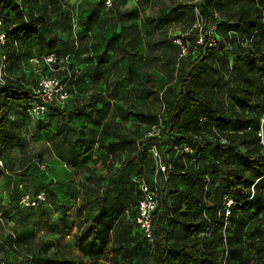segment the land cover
<instances>
[{
    "label": "trees",
    "instance_id": "trees-1",
    "mask_svg": "<svg viewBox=\"0 0 264 264\" xmlns=\"http://www.w3.org/2000/svg\"><path fill=\"white\" fill-rule=\"evenodd\" d=\"M125 1L126 0H112V5L107 8L101 1L95 0V2L91 4L93 6L90 11H88L85 19V25L88 26L89 30H91L95 22H97L95 25L98 32H100V43L103 47L100 53L94 58V63L91 65V73H88V67L85 68V71L88 73L87 75L91 81L97 82L100 80L105 87H107L108 93L111 95H116L118 92V89H116L114 85L118 82L129 80L132 64L139 55V42L142 39L152 38V35L157 33V31L160 32V35L166 37L168 25L174 20L168 13L158 14L157 17L144 16V14L139 17V11L136 7L132 9H123L122 11L119 7L123 5ZM197 1L200 2L201 0ZM208 2L209 4H213V11L206 6ZM208 2H204V4L208 11L206 16H208L207 18H209V21L206 22L203 28L204 36L202 42L199 44V49L204 54H199L193 60H191V56L188 55L185 58V60L188 59V61L184 65H179L180 62L177 63V67L175 68L179 75L176 77V81L180 86L177 97L179 98L180 95L185 94L187 101L191 103L188 109L190 118L186 117V122L183 123L185 129H181L182 131H178V133L172 135L170 133L171 127L165 126L161 135H152L151 137L143 136L139 140L128 135L115 133L116 140L112 143L111 147L115 146L121 150V148L123 149L128 145L129 154L120 161L118 166H114L115 164L112 158L110 159L111 161L109 160L107 162L106 155L102 154L100 172H98L96 166H88L86 164L87 158L85 154L87 153L86 149L83 147L82 140H80L78 150H75L72 145L68 148V152L72 154V156L68 161L63 162V165L66 166L68 163L71 164L72 167L80 165L81 170L87 174L82 184L83 198L91 208H94V213L90 211L87 213V216L85 215L88 224L82 228L78 226L77 232L72 235V245L75 246L79 252L88 256L89 264H97L100 255L104 252L103 250L108 246L109 240L107 234L110 229L114 235L112 251L115 252L113 258L109 260L112 264H143L140 262V259L145 256L146 253L150 252H153V264H221L222 261L220 257L223 251V243L225 248H227V256L223 264H264V228L260 229L254 226L252 229L246 228L243 231L249 242L254 243L257 241L256 247L235 246L232 241L233 237L228 232L229 226H231L232 223L236 225L237 231L242 227V219L235 221L232 217L234 209L244 210L248 208V210H254V213L264 211V207L261 204L263 194L261 188L258 187V183L254 185L255 190H253L252 194L251 190L248 189V185H242V182L246 181L245 171L249 168L247 166H250L252 170L251 177L248 179L249 185H253L255 180L259 181L261 177H264V153H261L259 149L262 144L259 143L261 136L258 134L260 130L263 132L264 141V125L262 127L256 125L253 131H248V128H250L249 120L252 119L253 114L264 110V50H262L260 42L256 40L249 47L240 46L236 52L237 54L243 53L248 57L245 62V69L240 78L244 85H242L239 91V98H237L239 99V106L241 105L242 109L238 112L234 107V103H230L225 109L219 107V103L215 104L214 107L212 105L213 101L211 100V91L208 87L210 86L211 79L210 72L208 71L206 76H203L201 70L194 72L193 67L200 62H204L209 68L213 52L219 50L222 54L227 51L230 53V51L226 46L215 39L213 35L208 33L207 26L211 24V22H215V18L213 17L214 12H219L222 8L219 0H209ZM3 7L5 9L10 7L12 11L9 10L5 14L0 12V21L4 19L6 23L16 22L17 20L22 22L24 14L19 10L17 5L8 3L4 4ZM104 8H107L105 14L98 16L99 11ZM215 9H217V11H214ZM239 12L238 18L241 22L246 23L251 11L247 8H241ZM255 17L256 20L264 18L263 11L260 7ZM145 19L149 21L151 26L146 24ZM43 22L42 18H29L25 22L23 21L22 24L24 27H18L10 33V42L7 40L8 29H6L2 32L5 36V43L0 47L1 51L6 55L5 49L9 45H11L12 49L13 47L15 49L18 47L21 49L20 38L30 41L33 40V38L37 37ZM107 23L111 24L113 27L108 37L101 29L102 26L107 25ZM115 28L118 30H115ZM210 39H215V47H209ZM162 42H166L167 45L172 46L171 42H168V40L164 38L153 43L151 49L156 50L157 43ZM180 42L184 44V40ZM54 44L55 41H52L48 43V47L52 49ZM175 46L177 52L175 59H177V61H182L183 59L179 57V55L182 54L180 52V45ZM59 52L60 48L56 53L58 54ZM223 55L226 56L224 53L222 56ZM224 58L223 56L222 60ZM116 59L122 62L123 66H121L119 71L115 73L116 75L112 77L111 74L113 72H108L106 67L109 63V67L115 69ZM185 60L182 62L184 63ZM146 68L147 61L144 60L140 65V73L142 72V77H145V80L142 79L144 81L140 89L141 92L137 94V97L146 100L151 98L155 100L162 99L166 96V90H161L155 77ZM66 71L69 77L67 76V79H61L66 82L70 93L68 81L71 79L70 76L73 75H70L71 72L68 69H66ZM12 77L13 78L10 79L5 86L0 88V160L2 161L0 174L3 172L18 174V180L15 181L13 186L14 190L12 189L10 191V195L13 191L15 193L14 195H16L15 203H17L20 194L23 192L36 194L39 191H45L46 200L39 203L37 207L27 208L18 205L20 208L28 210L41 207L42 213L46 214L42 206L45 205L48 200L52 184L55 182V178L50 176L48 171H45L47 170L48 164L38 157L33 158L39 163H44L46 169L44 168V170H41L35 162H32V160L29 161L28 166L35 167L44 175L48 172L46 176H48L49 182L46 188L33 192L34 190H31L30 184H33L34 178L26 176L28 166L18 171H11L7 169L6 162L2 155L5 144L9 143L12 139L10 126L13 124L10 125L9 122L11 105L22 106L24 113L27 114L29 103L35 98V94L31 88L34 80L33 74L26 75L24 73L22 77ZM142 80L135 78L133 83L135 85L136 81L137 84H140ZM72 81L74 80L71 79V82ZM194 83L196 88H191V85H194ZM203 87H205L206 90H203ZM130 89L129 93L135 90V88ZM67 101L63 108L52 106L44 114V116L46 114L57 115L58 123L60 126L62 124L55 133L51 134L50 138L55 141L60 137L61 140H66V133L69 130H74L71 125L72 118L84 112V109L79 107L67 111ZM244 111L246 112L244 113ZM132 113L131 110H128L125 113H120L118 116L126 121L128 115H132ZM139 113L142 114V121L152 117L151 122L157 124V118H155L154 115L150 113L146 114L143 112V109H140ZM175 115L176 110H173V113L169 116V121L171 123L175 122ZM43 117L36 120H41ZM63 120L67 122L63 123ZM198 122H202L203 124L200 125H206L208 127L211 122H214L217 127V133H222L220 136L227 135L229 137L227 143L219 144L212 143L211 141L205 143L202 140L191 139L190 131L195 124H199ZM212 127L215 126L213 125ZM226 128H231L233 131L232 134H225ZM61 140L59 141L61 142ZM177 141L188 143L193 149L207 145L216 150L218 152L217 161L211 163L212 168L210 173H212L213 177L207 179V174H205L207 172H202L200 170V159L196 158L195 153L193 154L194 156L192 154H186L190 160L188 165L184 166L181 165V163L175 166L174 162H169L167 158H165L169 165V169L163 173V177L161 178L158 188L159 203L152 213L154 241L151 244L145 240L135 222L136 207L141 198V193L138 186L131 179L134 176L131 175V171L134 170V168H129L128 164L132 162L136 156L139 157L140 160L134 163L133 166L143 163L146 157L148 160H145L148 164L151 161L150 153H148L150 144H154L165 155H167V152L173 153L172 147ZM238 144L245 147L246 151L244 153L241 154ZM148 154L149 156H147ZM242 156L243 163L240 166L239 164L233 166L234 161ZM195 163L198 165L193 166L192 164ZM26 180L30 181L29 187L26 185L18 187V184H22V182H26ZM216 182L219 183L224 190V192H222V202L219 208H223L224 197L227 196L237 203L232 206L231 212L226 220V226L222 231L221 228L225 224L224 216H222V213L217 214L215 207L210 213V208L206 205L205 200L207 197V190L205 191L206 185L208 186L210 183ZM100 189L101 191L98 193ZM125 191L126 194L123 196V192ZM91 195L93 196L92 199L90 198ZM122 201H128V204H130L132 208L131 211L128 210V216L124 213H120L123 208L121 206ZM194 209L197 210L195 213L197 217L192 222L186 221L182 214ZM202 212H206V215L202 214ZM67 217V214L64 213L61 220L67 223ZM71 227V224H67L63 228V231H61L62 234H60L59 237L56 239H47V241L41 243L43 252L40 251V253H43V255L38 254L37 256L39 264H68L69 261H71L72 252L70 250V243L72 242H67L66 246L68 247L66 248L62 244V241L65 239L64 235L67 234L65 232H69ZM207 229H211L210 233L203 236L201 241L195 240L192 241L191 244H187V241L190 239L193 240V235L195 233L199 234V232L206 231ZM149 245H151V247H149ZM147 248L149 249L147 250ZM50 250H52V252H50ZM118 257L122 262L118 261Z\"/></svg>",
    "mask_w": 264,
    "mask_h": 264
},
{
    "label": "rangeland",
    "instance_id": "rangeland-1",
    "mask_svg": "<svg viewBox=\"0 0 264 264\" xmlns=\"http://www.w3.org/2000/svg\"><path fill=\"white\" fill-rule=\"evenodd\" d=\"M203 1L208 2L209 0H201V3L197 0H126L123 5H120L119 9L122 11L123 9H132L136 7L139 11V17L143 14L144 16L157 17L158 14L168 13L174 20L168 25L166 37L160 35V32L157 31V33L152 35V38L142 39L139 42V55L132 64L129 80L127 79L125 82H118L114 85V87L118 89V92L115 96H111V94L108 93L107 87H105L100 80L97 82L91 81L87 75L91 73V65L94 63V58L103 48L100 43V32H98L95 25L97 22H95L91 30L85 25L86 16L93 6L91 4L94 3L95 0H0V12H2V14L7 13L9 10L12 11L10 7L5 9L3 5L13 3V5H17L19 10L24 14L22 22H25L29 18H42L44 21L37 37L33 38V40L30 41L20 38L21 49L19 47L17 49L13 47L12 49L11 45L6 47L5 53L6 56H8L7 71L11 76L22 77L24 75L22 70H24L29 62L28 59L32 57L36 59V62L30 63H33L35 66L38 64L39 67L42 68L43 74H50L58 78L67 79L68 75L66 69H68L71 72L70 75L74 76H70L74 81L71 82V79L68 81L69 88L73 87L78 93H82L81 95H83L85 99L86 95H89L88 91L93 89V93L100 99L98 103L101 107L103 106L102 103H100L101 100H110L109 102L115 100L123 104V106L126 105V109H129L133 106V103L142 104L141 99H138L129 92L130 88H135V95L141 92L142 79L145 78L142 77V72L140 73V65L145 60L147 61L146 69H149L153 74L161 90H166V96L162 99H151L149 101V107L152 109L151 114L157 118V124L151 122L152 117L147 118L148 120L141 121L139 119L141 115L134 114L128 115L126 122L124 124H119L118 127L142 126L140 130L136 131L137 140L143 136L151 137L153 129H159V135H161L165 126H170V133L175 135L178 131H182L181 129H185L183 123L186 122V117L190 118L188 109L191 105V103L187 101L185 94L180 95L179 98L177 97L180 86L176 81V77L179 75L175 68L179 62V65H184L188 61V59L185 60L188 55H190L191 60H193L199 54H204L199 49V41L201 38L203 39V28L206 22L209 21V18H207L208 16H206L208 13L206 6L212 9V11L214 7L213 4H209V2L205 6ZM219 2H221L222 8L219 12H214L213 17L215 18V22L213 21L209 25L207 23V30L209 34L213 35L215 39L226 46L230 51V53L228 51L223 53L229 57L237 52L239 48L237 40L240 33L247 34V41H242L241 43L243 46L249 47L257 40L264 50V42H262L264 40V37H262L264 35V18L256 20L255 17L259 7L264 14V0H219ZM107 8L101 9L98 16L104 15ZM241 8H247L251 11L246 23L241 22L238 18ZM214 11H217V9ZM145 20L146 24L151 26L149 21L147 19ZM22 22L17 20L16 22L6 23V20L1 19L0 33L8 29L7 40L10 42V33L18 27H24ZM194 24L200 25L194 27ZM101 29L108 37L113 27L111 24L107 23V25L102 26ZM115 30L118 29L115 28ZM257 36H261L262 39L258 40ZM164 38H166L168 42H171L172 46L167 45L166 42H162L157 43L156 50L151 49L153 43ZM181 40H184V44H181ZM52 41H55V44L53 48L50 49L48 43ZM175 45H180V48L184 49L183 52L180 49L182 54L179 55L181 59L185 60L184 63L182 62L183 60L177 61V59H175L177 53ZM59 48L60 52L57 54L56 52ZM48 54L55 55L59 58L58 64L52 65V70H49L43 62V59ZM222 54L217 50V52H213L211 57L220 56ZM115 63V69H113V67L110 68L109 63L106 67L108 72H113L111 74L112 77L115 76V73L123 66L122 62L117 59ZM86 67H88V73L85 71ZM193 68L194 72L201 70L203 76H206V73L209 71L208 65L204 62H200ZM56 73L60 74L57 75ZM135 78L141 79L142 82L137 84L135 81L134 85L133 80ZM77 85H80L83 89L81 90ZM208 87L210 88V86ZM191 88H196L195 83L191 85ZM203 90H206V88L203 87ZM71 92L72 97L70 99L73 101L77 92L75 93L74 90ZM11 106L9 122L10 125L13 124L10 126L12 139L9 143L5 144L2 151L7 169L11 171L24 169V167L28 166L29 161L38 157L48 164L47 170L45 171H48L50 176L55 178V182L52 184L48 200L45 205L42 206L46 212V214H43L41 207L28 210L20 208L19 205L15 203L16 195H14V191L10 195V191L13 189L15 181L18 180V174H10L7 172L0 174V264H39L37 256L38 254L43 255V253H40V251L43 252V247L41 246L42 242L47 241V239H56L62 234L61 231L64 226L67 224L73 225L75 222L79 221L77 218L79 209L82 211L83 218L81 219L86 221L85 215L87 216V213L91 211V207L86 203L84 198H82V184L87 174L81 170L80 165L77 167H72L69 163L66 164V166L63 165V162L68 161L72 154L68 152L65 143L62 141L60 142L58 139L55 141L50 138L53 131H49L47 126L42 132L43 128L41 126L44 124L46 125V123H38L42 121L32 119L28 113H24L22 106L14 104ZM66 109H70V104ZM126 109H124V111H126ZM173 110H176V119L174 123H171L169 121V116L173 113ZM261 112L258 111L253 114L252 119L249 120L250 128H248V131H253L256 125H259V127L264 125V110H261ZM74 120L78 123L85 122L82 120V117L79 116H74ZM116 123V121L112 122L111 127L115 126ZM198 123L199 124H195L190 131L191 139L202 140L205 143L209 141L219 144L227 143L229 138L227 135L222 136L223 140H220V137L212 131L211 127L213 125L215 126L214 128L217 129L214 122H211L209 127L200 125L203 124L202 122ZM232 132L231 128H226L224 133L232 134ZM73 133L72 130H69L66 133V139L69 140ZM182 141H177L174 145L183 143ZM259 143L262 144L261 140ZM238 148L241 154L246 151L245 147L241 144H238ZM259 149L261 153H264L262 145ZM193 150V154L195 153L196 158L200 159V170L202 172H207L205 173L207 174L206 177L210 179V177H213L212 173H210L212 168L211 163L217 161L218 152L207 145L200 148L196 147ZM126 151L127 150L121 151V158L127 156ZM172 151L173 153L167 152V155L163 154L161 151L164 159L167 158L169 162H174L175 166L179 163L183 166L188 165L190 159L185 153L184 155L173 149ZM147 156H149V154ZM145 159L148 160L147 157ZM145 159L143 163L137 164L136 166H133V164L139 162V157L136 156L132 162H129V168L133 167L134 171H136L132 172L131 175L138 174L145 177L149 184L154 185L158 189L163 173H157V168L155 167L152 156L148 164ZM242 163L243 156L236 159L233 166L238 164L240 166ZM88 166H96L98 172L101 171V165ZM247 167L249 168L245 171L246 181H243L242 185H248V189L253 191L255 190L254 185L258 183V187L261 188L263 194L261 204L264 207V177H261L259 181L255 180L253 185H249L248 179L251 177L252 170L250 166ZM261 169L263 170L262 166ZM26 171V176L34 178L33 184H30L31 190H34L33 192L46 188L49 182L48 176H46L48 172L44 175L33 166H28ZM29 183L30 181L26 180V182H22V185L29 187ZM206 190L207 197L205 200L206 205L210 208V213L214 207L215 210H217V214L221 213V208L219 207L222 202L221 196L222 192H224L223 188L216 182L210 183L208 186L206 185L205 191ZM196 211L195 209L191 210L190 212L183 213L182 216L186 221L192 222L197 217L195 215ZM64 213L68 216L67 223L61 220ZM202 214L206 215V212H202ZM232 215L235 221L242 219V227L239 231L236 230V225H233V223L229 226L228 232L233 237V244L237 247H256L257 241L254 243L249 242L243 231L246 228L252 229L254 226L260 229L264 228V211L254 213V210H248V208L244 210L234 209ZM222 229L224 228L222 227L221 231ZM65 233L69 234V238L65 236V239L62 241L63 246L66 248L68 247L66 246L67 242H72L70 243L72 257L68 264H89L88 256L79 252L78 249L72 245L73 236L70 234V231ZM203 236H205L203 233H195L193 235V240L190 239L187 241V244H191L192 241L195 240L201 241ZM149 247H151V245H149ZM148 249L149 248H147V250ZM50 252H52V250H50ZM152 255L153 252L146 253L145 256L140 259V262L143 264H153ZM118 261L122 262L119 257ZM97 264H112V262L100 257Z\"/></svg>",
    "mask_w": 264,
    "mask_h": 264
},
{
    "label": "crops",
    "instance_id": "crops-1",
    "mask_svg": "<svg viewBox=\"0 0 264 264\" xmlns=\"http://www.w3.org/2000/svg\"><path fill=\"white\" fill-rule=\"evenodd\" d=\"M246 35L247 34L240 33V36L237 40V44L239 45V48L240 46L241 47L243 46V44H241L242 41H247ZM257 37H258L257 38L258 40L262 39L261 36H257ZM262 37H264V35ZM262 42H264V40ZM223 56L225 58L222 60ZM223 56L217 55V56L212 57L211 63L209 64V72L211 74L210 91L212 95L211 100L213 101L212 105L215 107V104L219 103V107L225 109L226 107L229 106L230 103H234L235 109L238 110L239 112L242 109V106L241 105H240L241 107L239 106V103H238L239 99L237 98H239V91L242 85H244V83H242L240 78H241V74L243 73L245 69V62L247 61L248 57L243 53H240V54L234 53L230 55L229 57L225 55ZM30 65L33 66V63H30ZM147 70L150 72L149 69ZM23 71L25 70H22V72ZM56 74L59 75L60 73H56ZM78 87L81 90L83 89L82 87H80V85ZM72 88H70V96L67 101V106H69L70 104V109H66V110L69 111L77 107L84 109L83 113L77 114L75 116L82 117V120H84L85 122L78 123L76 122V120H74V117H73L71 120L72 121L71 125L74 128V130H72L74 132L73 135L71 136L69 140L67 139L61 140V137L58 138V140H61L63 143H65L67 148H69L71 145L74 146L75 150H78V147L80 145V140H82L83 147L84 149H86V153H87V155L85 154L87 158L86 160L87 165H98V166L101 165L102 154H104L106 155L107 162L112 158L115 164L114 166H118L120 161L124 159L120 157L122 153L121 151L127 150L126 152L128 155L129 148H128V145L124 147L123 149L121 148V150L116 148L115 146L111 147L112 143L116 140L115 133L128 135L136 139L137 137L136 131L140 130L142 127V126H126L127 128L118 127L119 124H124L126 122L122 120L118 115L120 113H125L126 111L131 110L133 112L132 115L138 114V115H141L140 117H142V114L139 113L140 109H143V112H145L146 114H149V113L151 114L152 109H150L149 107V101L153 98L146 100L144 98L137 97V95H135V91H132L131 93L134 92L132 95L137 97L138 99H141L142 104L144 105L132 102L133 106L130 107L129 109H126V105L123 106V104H120L115 100L113 102H109L110 100H107V101L101 100L100 103H102L103 105L101 107V105H99L98 103L100 99H98L95 93H93V89H90V91H88L89 95H86V99H85V97L81 95L82 93H78V91ZM73 90L75 93L77 92V95L72 101L70 98L72 97L71 91ZM232 98L234 101L232 100ZM263 106H264V103H263ZM124 109H126V111H124ZM245 112L246 111H244V113ZM57 119H58L57 115L55 116L54 114H46L40 120L42 122H38V123H46V125L44 124L41 126L43 128L42 132L47 126L49 128V131H53L52 133H55V131H57L58 128L62 126V124L60 126ZM139 119L142 121L141 118ZM115 121L117 122L116 125L111 127V123ZM66 122L67 121L63 120V123H66ZM131 172H135V171L133 170ZM100 191L101 189L98 190V193H100ZM125 194H126V191L123 192V196H125ZM82 198H83V193H82ZM90 198L92 199L93 196H90ZM121 204L123 208L121 209L120 213H124L126 214V216H128V213H129L128 210L130 211L132 210V208L130 207V204H128V201H122ZM91 211L94 213L93 207L91 208ZM81 216H82V211L79 209L78 214H77V218L79 219V221L75 222L72 225L70 229L71 235L77 232L78 226L82 228L83 226L88 224V222L84 221V219H81L83 218V216L82 217ZM107 235H108L109 243L106 249L103 250L104 252L100 255V257H103L104 259L107 258L106 260H110V258H113V256L115 255V252L112 251L114 235L111 229L108 231ZM64 236H67V238H69L68 237L69 234H66Z\"/></svg>",
    "mask_w": 264,
    "mask_h": 264
},
{
    "label": "built area",
    "instance_id": "built-area-1",
    "mask_svg": "<svg viewBox=\"0 0 264 264\" xmlns=\"http://www.w3.org/2000/svg\"><path fill=\"white\" fill-rule=\"evenodd\" d=\"M103 5L106 7H110L112 4V0H99ZM200 24H194V27ZM202 42V38L199 41ZM5 43V36L4 34L0 33V47ZM216 41L215 39H210L209 47H215ZM181 51L183 52L184 49L182 48ZM59 58L55 55L48 54L44 59V64L48 67L49 70H52V65L58 64ZM30 62H36V59L30 58L29 64L27 63L26 67L23 71L26 75H34L33 84L31 88L35 94V98L31 100L29 103V107L27 109L30 117L32 119H39L44 116V114L49 110L50 107L54 106L57 108H63L65 106L66 101L69 99L70 93L68 91L66 82L63 81L60 77H55L50 74H43L42 68L39 67L38 64L36 66L33 64L30 65ZM13 77L7 71V56L4 52L0 49V88L5 86L10 79ZM159 129H153L152 135L159 136ZM212 131L216 133L220 140H223L220 133H217L216 129L212 127ZM261 136V142L264 149V141H263V132L261 130L258 133ZM173 150L180 153L185 154H193V148L188 143H179L173 145ZM148 152H150L154 162L155 167L157 168V173H165L167 169H169V165L164 159L161 151L154 144H150L148 147ZM194 160V158H193ZM192 160V161H193ZM32 162H35L37 166L44 170L45 165L44 163L37 162L36 159H32ZM193 166H197L198 164H192ZM2 166V161L0 160V167ZM132 181L138 186L139 191L141 193V198L139 203L136 207L135 213V222L138 228L140 229L141 233L143 234L145 240L148 243H153L154 241V234L152 230V213L158 206V189L154 185L149 184V182L140 175H134ZM22 184H18V187H21ZM253 191H251V194ZM46 200V192L39 191L36 194H32L30 192H23L20 194L17 204L22 207H37L39 203L44 202ZM224 206L221 209L222 216H224L225 224L223 228H225L228 216L231 212V208L233 205L237 204L233 199L230 197H224ZM211 229H207L206 231H202L204 235L210 233ZM223 251L221 253L220 260L222 261L221 264L224 263L225 258L227 256V248L223 243Z\"/></svg>",
    "mask_w": 264,
    "mask_h": 264
}]
</instances>
